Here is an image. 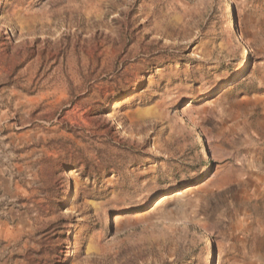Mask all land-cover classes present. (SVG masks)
<instances>
[{
  "label": "rangeland",
  "instance_id": "1",
  "mask_svg": "<svg viewBox=\"0 0 264 264\" xmlns=\"http://www.w3.org/2000/svg\"><path fill=\"white\" fill-rule=\"evenodd\" d=\"M0 264H264V0H0Z\"/></svg>",
  "mask_w": 264,
  "mask_h": 264
},
{
  "label": "bare ground",
  "instance_id": "2",
  "mask_svg": "<svg viewBox=\"0 0 264 264\" xmlns=\"http://www.w3.org/2000/svg\"><path fill=\"white\" fill-rule=\"evenodd\" d=\"M230 28H233V25H230ZM238 37H239V40H242L243 41V43L245 44V40H244V38H243V36H242V34L241 33H239L238 34ZM224 55H226V54H224ZM228 55V54H227ZM234 58H227V59H225V60H233ZM208 60V59H207ZM218 60V58H216V57H212V58H210L209 60H208V64H211V63H213V62H215V61H217ZM222 60V59H221ZM212 65V64H211ZM199 82V81H198ZM202 89H203V86H202V83H201V81L197 84V92H198V96H200V95H202ZM186 190H189V188H186L185 190H183V191H181L180 193H177V194H181V193H183L184 191H186ZM190 263V262H189Z\"/></svg>",
  "mask_w": 264,
  "mask_h": 264
}]
</instances>
